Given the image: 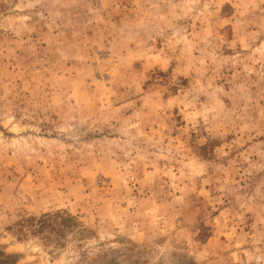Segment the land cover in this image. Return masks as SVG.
I'll list each match as a JSON object with an SVG mask.
<instances>
[{
	"label": "rangeland",
	"instance_id": "1",
	"mask_svg": "<svg viewBox=\"0 0 264 264\" xmlns=\"http://www.w3.org/2000/svg\"><path fill=\"white\" fill-rule=\"evenodd\" d=\"M0 251L264 264V0H0Z\"/></svg>",
	"mask_w": 264,
	"mask_h": 264
},
{
	"label": "trees",
	"instance_id": "2",
	"mask_svg": "<svg viewBox=\"0 0 264 264\" xmlns=\"http://www.w3.org/2000/svg\"><path fill=\"white\" fill-rule=\"evenodd\" d=\"M41 223L42 225H45L46 221H41ZM9 259V255H6V253L0 251V264H10Z\"/></svg>",
	"mask_w": 264,
	"mask_h": 264
}]
</instances>
